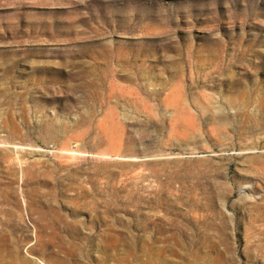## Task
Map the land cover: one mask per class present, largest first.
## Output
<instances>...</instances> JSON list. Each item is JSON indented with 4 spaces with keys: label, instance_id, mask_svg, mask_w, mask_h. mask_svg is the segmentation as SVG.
Here are the masks:
<instances>
[{
    "label": "rangeland",
    "instance_id": "374dc122",
    "mask_svg": "<svg viewBox=\"0 0 264 264\" xmlns=\"http://www.w3.org/2000/svg\"><path fill=\"white\" fill-rule=\"evenodd\" d=\"M0 264H264V0H0Z\"/></svg>",
    "mask_w": 264,
    "mask_h": 264
}]
</instances>
